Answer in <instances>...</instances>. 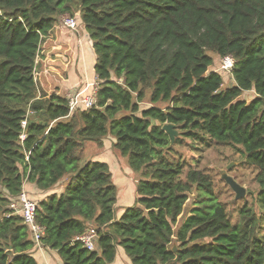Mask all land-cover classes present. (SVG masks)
<instances>
[{
    "label": "trees",
    "instance_id": "16d2710c",
    "mask_svg": "<svg viewBox=\"0 0 264 264\" xmlns=\"http://www.w3.org/2000/svg\"><path fill=\"white\" fill-rule=\"evenodd\" d=\"M73 1L0 0V264H38L9 205L25 181L49 191L65 177L37 215L63 264H114L119 247L132 264H264V0H78L99 90L92 109L70 115L65 96L38 89L36 61L59 17H74ZM216 55L236 61L227 87ZM149 86L152 106L141 109ZM108 135L140 176L136 204L119 218L109 165L82 157ZM186 140L230 146L256 171L257 208L242 209L238 224L211 177L178 155ZM194 189L205 196L176 228ZM89 228L97 251L76 241Z\"/></svg>",
    "mask_w": 264,
    "mask_h": 264
},
{
    "label": "rangeland",
    "instance_id": "374dc122",
    "mask_svg": "<svg viewBox=\"0 0 264 264\" xmlns=\"http://www.w3.org/2000/svg\"><path fill=\"white\" fill-rule=\"evenodd\" d=\"M72 9H73V16L80 18V8H79V1L74 0L72 2ZM62 19V17H61ZM61 22L59 17V23ZM61 24V23H60ZM62 25V24H61ZM79 25L80 22H79ZM65 28V27H64ZM67 30V29H66ZM69 31V30H68ZM72 33L78 35H82L83 29L79 27L77 32L71 31ZM82 38H84V43H82ZM73 46V52H70L71 47ZM70 47L69 45L57 46L55 49L52 50V53L55 55L52 56L51 66L55 65L56 62H59L60 69H58L56 73V80H54V84L52 82H48L49 86L45 83L43 86L46 88L47 93H51L55 85L58 87H67L65 80L67 76H71V74H76L79 78H81L78 86L71 87V89H77L79 87L84 86L87 82L97 81L96 76L94 75V65H95V53L92 49V42L90 41L89 37H80V39L75 38V45L74 43ZM73 53V54H72ZM215 64L213 66V70H216L220 74H222L224 79V87L229 86L231 83V74H227L220 71L219 63L220 57L217 55ZM43 67V63L39 62L37 66V78H40L43 71L40 69ZM53 67V66H52ZM50 71V70H49ZM45 71L46 76H50V72ZM75 77V75H73ZM44 80V76H43ZM42 80V81H43ZM99 83V82H98ZM57 87V88H58ZM70 89V90H71ZM151 86L145 87L144 90L146 92V98L142 103H140L141 109H147L152 106L151 103ZM69 90V91H70ZM68 91V92H69ZM67 92V93H68ZM43 92H40V94ZM39 94V95H40ZM49 95V94H48ZM253 92H246L245 98L250 101L253 98ZM157 106L161 108L166 107V103H158ZM28 116L30 119L34 117L33 112L29 111ZM179 137V136H178ZM177 137V138H178ZM105 140V151L103 154L111 160L112 162H118V165L124 164V160L126 161V165H128L127 159L124 160L121 157L120 153L116 148H114L113 143L115 139H113L110 135L104 138ZM183 146H178L175 148L178 155H182L183 159L190 165L192 168H198L203 170L206 174H208L213 182V190L215 200L217 202L222 203L228 212V215L233 224H238L242 218V209L246 206H252L257 208L256 204V196L258 193V185L255 183V176L256 171L253 168H250L245 164V161L241 154L237 153L232 147L227 146H218L214 145L212 147H207L204 144L192 142L190 140H186ZM94 143L88 144L87 152L85 153L86 156L92 154L94 151ZM81 151L79 149L77 152ZM82 153V152H79ZM187 169V168H186ZM129 174V175H127ZM127 176H129V180H125L124 178L117 177L115 178V183L118 185V202L116 204V212L121 214L124 213L125 208L127 207H134L136 204L137 194L136 189L132 186L131 178L132 175L131 171L127 172ZM227 174L232 177L238 184L246 189V195L243 199H237L236 193L232 190L229 184L226 183L223 175ZM139 175H137V180L139 179ZM129 183V186L126 188V183ZM1 190V188H0ZM205 196L200 192V194L194 189V191L190 194L189 200L185 205L184 213L180 217L178 225L176 228H179L182 223L186 220V218L190 215V212L193 208H195L198 204L200 198ZM251 209V208H248ZM261 215H263L262 220V227L264 228V213L263 211L257 210ZM173 246H176L175 243ZM123 255L126 258H123ZM116 264H132L129 257L126 255L124 250L120 249V252L116 258ZM175 264V263H171Z\"/></svg>",
    "mask_w": 264,
    "mask_h": 264
},
{
    "label": "crops",
    "instance_id": "0c3cea01",
    "mask_svg": "<svg viewBox=\"0 0 264 264\" xmlns=\"http://www.w3.org/2000/svg\"><path fill=\"white\" fill-rule=\"evenodd\" d=\"M61 17H63V16H60V20H61ZM79 18L81 20V16H79ZM60 23L58 22V24L55 25L50 36L45 40L46 42H44V44L41 47V49H42L41 54L37 58V61H36V65H39V62L43 63V67L40 69L41 71H43V73H42L41 77L37 79L39 82L37 84V86H38V89L40 88L39 90H41L45 93H47V90L43 86V84L45 83L47 86H49L48 82H52V84H54V80H56V73L55 72L61 68L59 65V63L61 61L56 62L55 65H52L53 67L51 66V60H52L51 57L55 55L54 53H52V50L55 49L58 45L63 46V47L65 45H69L71 47L73 43L75 45V38L80 39V37H85V36L87 37V35H85L84 32L82 33V35L77 36L76 34L72 33L71 31L66 30V28H64ZM81 42L84 43V38H82ZM73 50H74V48L72 46L70 52H73ZM45 71H49L50 76H46ZM73 75H75V77H73ZM43 76H44V80H43ZM80 80H81V78H79L76 74H71V76L70 75L67 76V78L65 80V83H67L66 84L67 87H58L57 85H55L54 90L51 93H47V94L51 95L53 93H56L58 95L66 97V94L71 89V87L73 86V88H74V87L78 86ZM245 95H246V93L243 94V99H246ZM88 144H91V143H88ZM94 146H95L94 147L95 149L92 152V154H89L88 156H86L85 153L87 152V148H88V145H86V147L82 151V152H84V155H82L83 162H88V161L106 162L109 165L110 170L112 172V181L117 186V188H118V185L115 183L116 176L124 178L125 180L128 181L130 177L127 176V175H129V174H127V172L131 171L132 175H130V176H132V178H131L132 186L134 189H136V187H137L136 184L138 181L137 180L138 174L134 173L130 169V167H128L126 165V161L124 160V158L120 157L124 160V164H122V165H118V162L114 163L111 160H108V158L105 156V154H103V152L105 151L104 150L105 149V140L103 141L102 148L99 147L96 143H94ZM77 155H81V154H77ZM67 182H68V177H65L52 190L40 191L34 183H30L28 181H25L24 186H23V191L27 192L37 202H40V201L46 200L52 194H62L65 191ZM128 186H129V183L127 182L126 188ZM118 197H119V193H118ZM122 213L119 214L116 212L117 217L119 218L122 215ZM120 249L123 250L121 247H119L117 250V256L120 252ZM32 253H33V256L36 259L38 264H63L62 259L58 255V252L51 250L49 248L43 247V248L39 249V248L34 247V249L32 250ZM117 256H116V258H117ZM124 258H126L125 255H123L122 259H124ZM114 264H116V260H115Z\"/></svg>",
    "mask_w": 264,
    "mask_h": 264
},
{
    "label": "built area",
    "instance_id": "2783aa9c",
    "mask_svg": "<svg viewBox=\"0 0 264 264\" xmlns=\"http://www.w3.org/2000/svg\"><path fill=\"white\" fill-rule=\"evenodd\" d=\"M61 24L69 31L77 32L79 29V21L75 17L68 15L63 16ZM235 59L233 56H227L220 59V71L232 74L235 67ZM99 83L97 81L87 82L84 86L71 89L67 94L68 108L70 115L77 110H90L97 103V92ZM28 125V120L22 122V128L25 130ZM25 139L22 134L21 140ZM28 158V155H27ZM39 203L32 198L27 192L23 191L17 198L13 199L9 205L11 211L15 215H19L23 219V223L29 228L31 239L35 244V248H43L42 239L45 235V227L37 221ZM99 234L95 228H89L86 233L76 238V241L81 243L84 248L89 251H97V242Z\"/></svg>",
    "mask_w": 264,
    "mask_h": 264
},
{
    "label": "water",
    "instance_id": "95a60500",
    "mask_svg": "<svg viewBox=\"0 0 264 264\" xmlns=\"http://www.w3.org/2000/svg\"><path fill=\"white\" fill-rule=\"evenodd\" d=\"M233 86V85H232ZM153 125L156 126L157 123L155 121H152ZM163 131H165L171 138L172 142L174 143L176 138L179 136V132L174 129L173 125H164ZM223 178L225 179L226 183L230 185L232 190L236 193V198L243 199L246 195V189L242 187L240 184H238L232 177H230L227 174L223 175ZM178 248L177 246L173 247V251L177 252Z\"/></svg>",
    "mask_w": 264,
    "mask_h": 264
},
{
    "label": "clouds",
    "instance_id": "9594fccd",
    "mask_svg": "<svg viewBox=\"0 0 264 264\" xmlns=\"http://www.w3.org/2000/svg\"><path fill=\"white\" fill-rule=\"evenodd\" d=\"M62 16H66V15H62ZM69 16V15H68ZM76 18V17H75ZM78 19V18H77ZM78 21H79V19H78ZM80 22V21H79ZM80 24H81V22H80ZM86 35V34H85ZM86 37V36H85ZM88 37V36H87Z\"/></svg>",
    "mask_w": 264,
    "mask_h": 264
}]
</instances>
